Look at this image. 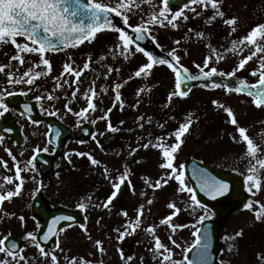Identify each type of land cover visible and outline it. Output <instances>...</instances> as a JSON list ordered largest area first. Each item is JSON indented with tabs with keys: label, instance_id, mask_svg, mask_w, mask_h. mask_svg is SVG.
Instances as JSON below:
<instances>
[{
	"label": "rangeland",
	"instance_id": "rangeland-1",
	"mask_svg": "<svg viewBox=\"0 0 264 264\" xmlns=\"http://www.w3.org/2000/svg\"><path fill=\"white\" fill-rule=\"evenodd\" d=\"M102 2L115 3L117 0H102ZM246 3L251 5L259 4V9L257 10L258 13H250L251 15H248L246 13V8H244ZM153 4L160 6L161 0H145V2L142 3L141 9L136 10L135 12L149 13ZM230 5H234V7H236L234 8V12L238 17L237 31L231 35L228 33V37H225L226 35H221L215 39L218 42V39L221 37L220 40L225 45H229V39L238 40L245 36L246 34L244 33H246V30L258 25L260 20L264 22V0H224L222 10L227 13L228 9L231 8L229 7ZM197 10L201 11L199 8ZM133 12L130 13L132 16ZM186 14L189 15V20L187 22L183 21L182 19L178 20V29H172L170 26L160 27L159 25H156L152 26V35H155L159 38L161 37L162 30L170 31V34H178L182 30H186L188 27L192 26V28H196L195 24L199 21L203 22L207 27L218 22H223L221 19H217L211 24H206L205 21L209 16L212 15L211 10L204 11L203 15L200 17H195L194 14L189 10H186ZM251 16L255 19L252 18V22L244 24L251 18ZM139 22V19H137L135 25ZM169 38H171V35H169ZM18 39L20 42H23L22 38ZM116 39L117 33L110 30H103L97 33L96 39L91 43L84 42L78 48H69L61 52L47 53V58L50 60L53 67L51 75L47 78L37 80L36 83L41 85L39 90L34 88V90L29 92L27 96L23 95L26 99H35L36 95H42L45 91H51L54 87L52 76L60 75L65 62H73L74 67L82 68L83 64L87 61V58L91 56L92 61L90 70L85 71L81 76L79 85L80 91L77 93L75 101L70 105L74 111H78L81 108L86 107L87 100L84 99L83 94L87 88L91 86V81L99 76V79H96V91L98 96L94 100L97 105V111L91 113L87 120H79L75 115L68 113L64 108V104L66 103L65 94L67 95V99H71V92L74 90L75 86H73V88L64 86V88L54 92V95L61 97L58 101H48L46 99L42 101L35 100L38 103L39 109L43 113L47 112L46 114H49L56 112V116L58 118L73 127L81 122H91V120H96L97 130L95 137L100 141V144L103 145V151L97 146L95 140H92L90 143L81 146H79L77 143H70L66 149V154L71 155H65L57 161L55 172L47 183L42 181L38 170L36 172H22L21 176L24 178L25 183L21 190L20 196L13 197L11 202L4 201L3 205L0 206V218L4 217V219H0V238H2V235L9 233L6 232L8 230L7 226L4 225L8 222L12 223L19 214L23 215L25 220L24 222L18 221V225L15 224L12 227L14 233L26 236L27 232L29 231H37V224L32 222L31 218H29V204L33 195L37 192V188L43 186L46 187L45 191L47 194L51 195V198L57 202H64L69 199L71 201L66 202L68 205L71 203L75 205H78L81 202L86 203V197L89 195L82 189V187L86 189V185L84 184L81 186L79 182H73L74 184L70 186V189H68L66 193L61 192L64 190L66 191V189L63 188V183L61 184V179L64 174L63 170L68 168L71 169L70 167H72L71 170H79L76 168L78 166V168H80L82 165H84L83 159H86L89 166L95 169L94 175L97 177H99V175L101 177L103 170L101 171L99 168L103 169L104 165L107 167L109 166L108 168L111 170L118 171V175L123 173L125 166L130 169L129 179L131 180V185L128 184L126 200L125 198L114 199L113 204L110 206L111 211H108L102 207L98 209L89 206L86 209V215L89 220L87 225V233L80 232L76 230V228L62 233L61 237L59 238V243L60 248L63 249V252H61L59 249L56 252V255L59 259V264H68L65 257L68 259L76 257L77 264H80L81 258L90 261L91 264H100L101 260L103 261V264H125V260L129 256L132 257V260L129 262V264H159V261L152 260V254L149 251V249L153 246L154 241L152 234L146 232L145 229L150 225L157 226L156 235L160 236L163 243L172 248L174 252V259H183L187 253V250L194 244L196 231L199 227V223H197V221L199 216L203 214V210H198L196 212H193L190 208L185 210V202L187 201L188 197L186 193H176V182H169V185H166L162 189L155 192L145 185L142 177H148L153 182H155V180L161 174L162 170L158 165L162 162V160L159 150L154 149L151 146L148 149L140 148V150L136 153V156L130 157L128 155L129 146L132 148L137 147L138 137H144V139L139 140V144L146 143L150 138L153 140V143H155L156 137L161 135L167 136L168 133L176 130L179 125L185 121L184 115H186L188 112H193L195 113L194 117H192L193 124L187 133L188 135L186 134L183 137L184 144L177 154L176 164H183L184 159L187 157H201V160L205 163L211 162L210 164L213 163V165L216 164V166L219 165L223 168L231 169L233 171H237L238 174L244 175L247 173V167L249 165L248 159H242V156L246 151V146L243 143L233 142V140L230 138L232 134H235V126H232L227 122L229 120L227 114L220 109V112L218 113L220 114L219 119L217 120L211 121L208 119V117H203L204 120L197 119L203 113V111L200 109L201 106H206L209 101H211V98L214 97L216 100L221 99L223 103H226L225 106L231 107L233 109L238 123H241V126L246 127L248 130L247 134L253 138L254 142L257 143L261 149H264V108L256 110L257 112H252V106H254L252 103V98H250L251 102L247 104L245 103L247 98L241 96V94H228L225 93L224 89L213 91V93H207L200 89H196L195 91L193 90L194 92L192 91L188 95L189 97L187 96L188 98H173L172 105L166 109L164 108V104L166 103L167 95L169 93L167 89L171 90V88H173L170 86V77H166L168 72L162 79H160V83L163 84L166 92L163 88V90L160 89L157 79L150 81L148 78H144L143 80H140L141 78H135L129 81L127 84H124V86L121 88V98L123 101V103H121L122 110L118 115L115 126L121 130L117 133L107 131L106 124L108 117L106 120H100L98 118L107 114L113 102L116 101L112 86L115 83L123 84V82L127 80L129 74L127 75L126 73L129 69L127 68L129 67V63L134 62L132 66H140L141 64L147 62L146 58L142 54H136L135 56L130 57L128 60H124L122 57L113 59L109 53V50L114 46ZM196 40V38H192L191 41L189 40V42L182 39L181 43L183 44H180L179 46L175 45L176 47H180V50L177 54L180 55L181 59H188L189 54L193 56L190 64H188L192 67H195V64H201V66H203L205 57L208 56V53H201L204 47L203 42ZM156 41L166 51L164 45H167L168 42L163 40V45L160 40L157 39ZM187 43L190 45H186ZM186 46L187 48H185ZM246 48L247 50H251V47ZM15 54L16 51L10 44L0 47V65H8L11 63L10 69L6 67L4 72H0V90L6 89L7 91L14 92L15 88H17V91L19 92L21 89L26 91V85H8L7 74L9 71H11L15 73L16 76L22 75L24 71L39 61V56L28 54L25 55V64L21 66L19 65L18 61L10 60L11 56ZM30 57L33 58L32 61L30 60ZM102 57H107V59H101ZM239 58H241V56H239ZM237 61L238 60L235 58L227 57L219 62H213L211 66L217 67L220 71L229 72L236 66ZM254 62L256 61L254 60L251 63ZM258 64L259 63L256 62V65L253 67V69L245 68L243 70L248 71L249 77L255 79L253 83H255L259 77L251 75V72L258 68ZM106 65L112 66L113 68H120V72H113L112 75L107 80H105L104 73L107 71V68L105 67ZM211 66L209 65V67ZM24 67L26 69H24ZM195 70L197 69L195 68ZM131 74L132 73H130V75ZM236 77L243 79V77L241 78V76L238 75ZM65 79H69L71 81L75 79V77L66 76ZM61 83H63V81H61ZM105 85L108 86L107 93L100 91ZM141 86H147L151 89V92L142 94L140 97L141 103L139 108L134 109L132 105L137 99L135 92L136 89ZM158 90H161L163 94L161 95ZM150 94L153 97L149 99ZM222 95H224L223 98L220 97ZM178 105H180V107ZM187 108H190V111ZM198 109H200V111H195ZM8 114H10V111L4 115ZM237 114L240 115L242 119L239 118ZM140 115H144L146 120L148 118H151L152 120L150 125L145 124L144 129H139L137 127V117ZM169 117H174L175 119H169ZM165 121H167V123L165 124V127L161 129L159 124L164 123ZM194 121L201 127V133H198L196 138L193 135H189L191 134L192 128L195 129ZM40 125L41 124H34L32 126H28L27 130H25L24 146L14 144L12 140H4L3 144H0V185L3 186L0 187V193L6 194L7 191L14 190L15 184L19 182L15 178V164L8 156L5 150L6 148L11 149L12 154L17 157V161L20 162V166L22 168L31 158L34 149L39 148L42 150L43 148L47 147L49 149L47 152L51 153L53 151L52 146L46 140L44 129L40 128ZM25 126H27V123H25ZM102 132L105 133V135L100 136L99 133ZM237 139H239V137H237ZM174 142V137L167 141L169 144ZM76 152L91 153L92 156L98 158L101 161V165H91L87 157L77 156L75 154ZM21 153H23V155H21ZM117 153H119V155H117ZM69 160H71V163H69ZM133 160L135 161V166L130 165V161ZM138 160L140 163H136ZM3 161H7V169L4 168ZM86 171L89 172L88 170ZM57 173H59V175H57ZM6 176H12L13 182L6 183L3 179ZM32 176H35L36 180H32ZM102 178H104L103 175ZM260 178L264 180V171L260 173ZM90 179L92 180V177ZM117 180L115 179V182H118ZM186 184L191 187L187 180ZM112 189L113 187L109 180L106 181V183L101 188L106 197ZM94 190L96 194L95 187L92 191ZM87 191L90 193V189L87 188ZM142 192L147 193V195L142 196ZM79 197L80 199H78ZM149 198L153 199V203L151 205L147 204V200ZM252 200V209H245L243 207L225 222L223 228L222 246L219 252V264H264V220L257 221L255 218L256 211H259V204H257L256 201L264 204V184H262L261 189L256 192ZM170 201H175L177 206L182 209V211L176 217H174L173 222L180 225H187V227L178 228L175 236H173V239H176L177 243L180 244V248H175V246L170 244L168 236L171 233L168 226L159 225L160 219L164 218L171 212V210L167 208V204ZM141 204L145 206V212L141 218V227L136 230L135 234L126 236L124 240L118 241L116 239L117 234L114 232V229L121 227L125 219H127L120 214L121 211L126 210L129 214V218L134 219L136 210ZM5 212H7L8 215H4ZM101 217H103V219L100 220V224H97V220ZM212 217L214 216H210L209 218ZM7 218H9L8 221L6 220ZM249 220L254 221L252 222V224H254L252 227L261 228L263 232L262 237L261 234H257V236H255L256 232H253V229L248 231L246 230V222L248 223ZM18 230H21V232H17ZM241 230L243 231L242 236L236 237L235 239H226V237H234L235 234ZM121 231H123V228H121ZM89 237H91V239H89ZM252 239L255 240L256 244L254 246L249 245L248 247L253 248L257 246L253 252L250 249H246L244 245V243L246 244V242L249 240H251V244L254 243ZM96 240L102 241V246L105 249L103 254H101L97 247L94 246V242ZM128 247H131L130 254H124V259L122 260L120 251L125 250ZM23 255L27 258L28 264H38L37 258L40 255L38 249L28 241ZM141 257H143V260H141ZM2 258H4L3 254H0V259ZM21 264H23V262H21Z\"/></svg>",
	"mask_w": 264,
	"mask_h": 264
},
{
	"label": "snow or ice",
	"instance_id": "snow-or-ice-1",
	"mask_svg": "<svg viewBox=\"0 0 264 264\" xmlns=\"http://www.w3.org/2000/svg\"><path fill=\"white\" fill-rule=\"evenodd\" d=\"M145 0H117L115 3H100L96 0H0V47L5 45H12L16 51V54L11 56V61H18L19 65L23 66L25 64V55L34 54L39 56V61L34 63L32 67H29L22 75L16 76L15 73L9 71L7 74V84L16 85H26L27 90L21 89L19 93L7 91L6 89L0 90V117H3L5 113L9 112V104L5 102L6 98L14 97L15 95L27 96L29 92H32L34 88L39 90L41 85L36 82L39 79L47 78L51 75L53 71L52 64L47 58V53L63 51L68 48H78L84 42L91 43L96 39L97 33L103 30H110L117 33V39L114 46L109 50L110 55L113 59L122 57L124 60H128L130 57L136 54H142L147 62L138 66L136 70L128 76L127 80L122 83H115L113 91L115 93V100L123 103L121 98V88L124 84L135 78H148L152 74V70L155 66L162 65L167 66L174 74V90L170 91L167 95L166 103L164 108H169L172 105L173 98H185L189 95L191 91L190 86L187 83L190 81L204 80L206 83L203 85L205 88H224L226 92L232 93H246L249 97H253V104L257 108L264 107V55L260 56L258 68L251 72V75L258 76V80L255 83H249L246 79H235V83L231 86L224 82L216 81V77H226V78H236L237 73L245 69V66L249 61L253 60L257 54L264 53V23H260L250 29V31L242 38L236 40H231V47L227 48L225 51L228 53L235 54L238 50L242 52L244 47H253L254 51L250 55L239 59L238 64L229 72H224L218 70L217 67L211 66L213 62H219L224 59V56L216 49L211 47L210 52L212 55L205 57L203 66L201 64H195V68L198 70V75H193L183 63H181V57L178 55L180 50L178 47L172 48L167 52L166 56L155 55L152 51H146L145 47L141 46V41H144L151 37L152 41H156V36L152 35V26L159 25L160 27L170 26L172 29H178V20L182 19L187 22L189 20V15L186 14V10H189L194 14L195 17H200L203 15L204 11L211 10L212 15L208 17L205 21L206 24H211L217 19H221L223 24L230 27V33H235L238 26V17L225 18L226 13L222 10L223 0H161V5L157 6L153 4L150 8V14L145 18L141 16L140 22L133 26L129 23V13L140 10L142 3ZM178 9L173 11V9ZM201 9L198 11L197 9ZM113 16L119 17L122 26L117 27L113 23ZM131 30L132 34H129ZM194 30L189 28L188 32L192 33ZM195 36L198 39L205 38V32L195 31ZM18 38H23V42H20ZM174 44L179 46L181 40L177 39ZM70 59V58H69ZM101 59H107V57H102ZM92 57L89 56L87 61L83 64V67H74L73 62H65L63 64V69L59 76H52L54 82V87L51 91H45L42 95H36L35 99L37 101L48 100V101H58L61 97L54 95L53 93L67 86L68 88H73L71 92V99H67L65 94L66 103L64 108L68 113H72L79 120H87L91 113L97 111V105L94 100L97 98L98 93L96 91V79L91 81V86L87 88L84 92L83 97L87 100V106L81 108L78 111H74L70 106L76 99L77 93L80 91V78L83 73L90 70ZM11 68V63L8 65H0V72H4L5 68ZM107 71L104 73V79L107 80L113 72H120V68H113L112 66H105ZM42 69V70H36ZM207 69V70H205ZM75 77L73 80L65 79V77ZM63 81V83H61ZM103 93L108 92V86L105 85L100 90ZM150 93L151 89L147 86H141L136 89L135 95L137 97L136 102L132 105L134 109H138L141 103L140 97L144 93ZM212 104L215 105L217 109H222L229 120L227 121L232 126H235V134H232L230 138L233 142L243 143L246 146V151L242 156L248 159L249 165L247 167V174L245 175V185L247 186V192L253 196L258 192L264 180L260 178V173L264 171V149H261L257 143L254 142L247 132V128L241 126L238 123L237 117L231 107L225 106V104L219 102L218 100H213ZM24 109L30 113L32 111V106L25 103ZM23 115V113H21ZM51 115H56V112L49 113ZM31 119V117H29ZM98 119L106 120L107 114L100 116ZM169 119H175L174 117H169ZM96 120H91V123L95 124ZM33 124L37 121L33 120ZM151 118L145 119L144 115L137 117V127L139 129H144L145 124H151ZM164 123L159 124V127L163 129L165 127ZM193 124L192 114L189 113L185 121L179 125V127L167 134V136L156 137V142L150 138L146 143L139 144V140L144 139V137H138V146L132 148L129 146L128 155L135 156V154L140 150V148L148 149L150 146L154 149L159 150L162 162L159 163V168L162 170L158 178L153 182L148 177H142L144 183L147 187L151 188L153 192L162 189L169 182H176L177 194H187V201L185 202V210L192 209L193 212L198 210H203V214L199 216L197 223H200L210 216H214L215 213L208 208L206 204L201 203V200L197 198V189L190 187L186 184V171L184 165L176 164V157L179 153L182 145L184 144L183 137L189 132ZM121 129L114 127L111 123L107 124V131L112 133H117ZM11 132L12 129H7ZM131 131V129H130ZM55 135L59 137V130L55 131ZM100 136L105 135V133H99ZM175 138L174 143H167L168 140ZM239 137V139H237ZM5 137L0 135V144H3ZM96 144L103 151V145L100 141L93 137ZM52 141L49 140V143ZM8 156L15 164V178L19 181L15 184L14 190H9L4 193H0V206L3 205L4 201L11 202L13 197H18L21 194V190L24 186L25 180L21 176L22 172L31 171L36 172L37 155H33L22 168L20 162L17 161V157L12 154L10 148L5 149ZM49 149L47 147L43 148L42 151L47 152ZM41 149H34L35 153H39ZM77 156L87 157L90 164L93 166L101 165V161L96 159L91 153L76 152ZM23 155V153H21ZM71 155V154H66ZM119 155V153H117ZM71 163V160H69ZM140 163V161H136ZM3 166L5 169L8 168L7 161H3ZM130 169L125 166L123 173L119 175L118 182H113L111 178V173L109 168L104 165L102 175L105 179H108L112 184L113 191L107 197L105 201L99 203H94L91 196H87V203L81 202L78 207L82 210H86L89 206L94 208H104L111 211V205L113 200L117 197V194L121 190V186L127 180L128 184L131 185V180L129 179ZM59 175V173H57ZM193 175L197 178L199 182V191L205 193L206 195L215 199L218 196H223L229 191V184L223 180L215 179L211 177L207 170H193ZM6 183L13 182L12 176H6L3 178ZM32 180H36L35 176L31 177ZM42 186V185H40ZM0 187H3L0 185ZM39 190V188H37ZM142 196L147 195V193L142 192ZM153 199L149 198L147 204L151 205ZM259 204V211H256L255 218L257 221L264 220V204L256 201ZM245 209L253 208V200L247 199L243 204ZM167 208L171 210L170 214L166 215L164 218L160 219L159 225L168 226L170 229V235L168 240L170 244L175 246V248H180V244L177 243L176 239H173L178 228L187 227V225H180L173 222L174 217H176L182 209L177 206L175 201H170L167 204ZM150 211V209H149ZM145 212V206L141 204L137 210L135 218H129V214L126 210L121 211V215L125 219L121 227L114 229L117 234L116 239L122 241L126 236L135 234L136 230L141 227L142 220ZM4 215H8L7 212ZM14 215V214H13ZM2 219V218H0ZM18 219L24 222L25 217L20 215ZM101 217L97 220V224H100ZM62 221L69 222L68 227L72 226L75 222L73 216H56L50 223L46 224L47 231L41 232L40 225L37 223V231L27 232L24 237L25 241L30 242L33 246L38 249L39 254L44 258H50L51 264H59V259L55 254L60 248L59 234L65 231L64 227H60ZM79 227L87 233V226L83 223L79 224ZM156 225L148 226L145 231L149 232L153 236V246L149 249L152 254L153 261H159V264H193L191 260L187 258V255L183 259H174V252L171 247L162 242L160 236L156 235ZM123 228V231H121ZM243 235V231H238L234 237H226V239H235ZM11 233L2 235L0 238V254H3L2 259H0V264H28L27 258L23 255L24 248L21 247L16 240L10 239ZM53 237H57L55 241V247L45 250L42 245L44 242L51 240ZM91 239V237H89ZM197 245L201 246V258L202 264H207V244H201V236L199 230L197 231ZM94 246L97 247L98 251L103 254L105 249L102 246V241L96 240ZM121 259H124L123 251H120ZM68 264H77V258L72 257L68 259L65 257ZM132 257L129 256L125 260V264H129ZM143 260V257H141ZM80 264H91L90 261L81 258ZM100 264H103L101 260Z\"/></svg>",
	"mask_w": 264,
	"mask_h": 264
},
{
	"label": "water",
	"instance_id": "water-1",
	"mask_svg": "<svg viewBox=\"0 0 264 264\" xmlns=\"http://www.w3.org/2000/svg\"><path fill=\"white\" fill-rule=\"evenodd\" d=\"M71 2V0H70ZM87 2V0H85ZM119 24H117L118 26ZM142 45L148 50L152 51L155 55L158 56H166L164 54L159 53L158 48L153 44V42L148 38L144 41H141ZM217 82L224 81L228 83L230 86L235 83L234 80L228 79V78H222V77H216L215 78ZM199 83L205 84L206 81L204 80H196V81H190L187 83V86H190L192 88L195 85H198ZM13 100V97L6 98V102L10 104V102ZM21 102H18V108L20 107ZM32 106V111L29 113L30 115H33L34 118L36 115H38L35 107L31 103H27ZM20 109V108H19ZM23 111H26L24 108H21ZM119 110V106L116 105L114 110L111 112V120L115 121V116L117 114V111ZM32 116V117H33ZM51 123V136L50 139L55 142V145L58 146V151L56 153V156H59L63 153L64 149V139L69 136L71 137V133L67 128H65L62 124H60L57 120L53 118H49ZM11 122V121H8ZM6 124L1 126V131L4 135H15L20 137V134L17 132H14V125L11 127L12 131L8 132L7 129L10 127H4ZM59 130V137L55 135V131ZM92 133H90L87 137H91ZM39 165L44 164L46 167L43 171H41L45 177H47L54 168V158H46L41 154H37V160ZM207 170V173L218 180H223L226 183L229 184V191L225 193L223 196H218L215 199L212 197L206 195L203 192H200L199 189V182L197 178L193 175V170ZM185 171L186 175L190 179V181L193 183V188L197 189V196L203 202L206 204L209 208H211L217 215L216 219L213 220H205L201 223V226L199 228V233L201 236V244H207V264H218L217 256L220 250V240L222 238V222L229 217L231 214H233L245 201L250 197L248 194H246L243 190V181L241 179H238L237 177L229 174H224L223 172L206 167L200 163H197L195 161L189 160L185 163ZM124 189H122L117 194V196L122 195L124 193ZM32 213L33 215L39 219L42 224L43 228L41 229V232L47 231L46 224L50 223L51 220L56 216H73L75 218L74 223H83L85 224V220L82 216V212L79 210H71L68 208H65L60 205L53 204L49 200H47L42 192L36 195L34 198L33 204H32ZM69 222L62 221L60 224V227H66ZM72 223V224H74ZM10 239H14L17 241V243L22 247V239L20 237H10ZM55 241L56 237H53L51 240L44 242L42 246H49L51 248L55 247ZM129 251V250H128ZM127 251V252H128ZM188 259L193 262V264H202V258H201V246L195 245L192 247V249L188 252L187 255Z\"/></svg>",
	"mask_w": 264,
	"mask_h": 264
}]
</instances>
